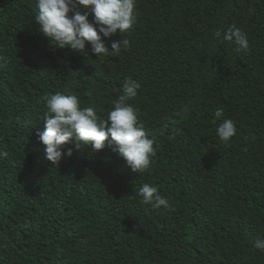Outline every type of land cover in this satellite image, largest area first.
<instances>
[{
	"label": "trees",
	"instance_id": "16d2710c",
	"mask_svg": "<svg viewBox=\"0 0 264 264\" xmlns=\"http://www.w3.org/2000/svg\"><path fill=\"white\" fill-rule=\"evenodd\" d=\"M134 11L130 30L105 38L128 46L98 58L90 44L87 57L55 48L35 0H0V264H264L253 247L264 237V0H137ZM232 25L246 52L215 37ZM129 76L155 142L149 167L133 172L107 142L46 161L43 95H77L103 119ZM219 108L237 129L228 143ZM144 183L169 206L141 203Z\"/></svg>",
	"mask_w": 264,
	"mask_h": 264
},
{
	"label": "clouds",
	"instance_id": "9594fccd",
	"mask_svg": "<svg viewBox=\"0 0 264 264\" xmlns=\"http://www.w3.org/2000/svg\"><path fill=\"white\" fill-rule=\"evenodd\" d=\"M137 0H35L36 15L34 21L39 32L57 47L70 48L74 53L98 58L119 53L121 46L127 47L129 41L113 42L111 48L105 38L119 33L121 36L136 23ZM81 6L88 11H81ZM91 16V20H90ZM221 42L233 46L237 53L249 49L247 35L240 27L232 25L227 31L215 32ZM87 54V55H86ZM141 84L127 77L122 84L121 94L111 101L112 107L106 117L99 119L92 106H81L80 98L74 94L62 92L45 93L42 97L44 130L36 133L38 142L44 145V159L53 165H59L74 151L91 148L101 151L107 146L121 158L133 172L146 170L155 155L154 140L150 138L144 125L138 122V109L129 101L138 96ZM215 118L220 123L216 135L220 141L228 143L236 134L235 123L223 118V109L215 110ZM176 132L172 138H175ZM71 145V146H69ZM4 155V154H0ZM144 205L154 209L167 208L168 200L162 196L156 186L144 183L137 193ZM253 247L264 252V237H257Z\"/></svg>",
	"mask_w": 264,
	"mask_h": 264
}]
</instances>
